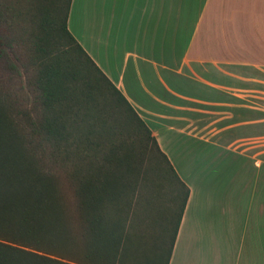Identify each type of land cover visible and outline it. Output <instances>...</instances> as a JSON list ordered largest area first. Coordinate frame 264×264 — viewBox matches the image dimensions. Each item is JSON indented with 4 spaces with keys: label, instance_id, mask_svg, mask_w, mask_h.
Wrapping results in <instances>:
<instances>
[{
    "label": "crops",
    "instance_id": "1",
    "mask_svg": "<svg viewBox=\"0 0 264 264\" xmlns=\"http://www.w3.org/2000/svg\"><path fill=\"white\" fill-rule=\"evenodd\" d=\"M67 30L188 190L168 264H264V0H71Z\"/></svg>",
    "mask_w": 264,
    "mask_h": 264
},
{
    "label": "trees",
    "instance_id": "2",
    "mask_svg": "<svg viewBox=\"0 0 264 264\" xmlns=\"http://www.w3.org/2000/svg\"><path fill=\"white\" fill-rule=\"evenodd\" d=\"M70 1L49 0L51 8H42L44 34L34 39L37 98L30 112L16 110L0 88V264H168L188 190L147 126L68 32ZM11 43L0 31V59L15 70L6 50L11 52ZM86 71L109 86L135 131L152 142L162 167L142 172L131 149L119 144L99 117L91 87L78 78ZM76 136L78 145L70 144ZM104 136L112 150L125 153L104 158L93 170L71 161L80 144L98 150ZM85 151L78 159L84 160ZM146 174L164 177L174 189L169 208L155 206L153 193L137 194L141 182L158 195L161 185L150 186L160 182L146 180ZM138 196L144 203L140 218L130 211Z\"/></svg>",
    "mask_w": 264,
    "mask_h": 264
},
{
    "label": "rangeland",
    "instance_id": "3",
    "mask_svg": "<svg viewBox=\"0 0 264 264\" xmlns=\"http://www.w3.org/2000/svg\"><path fill=\"white\" fill-rule=\"evenodd\" d=\"M63 2L64 0H62L61 3ZM51 6L49 0H0V31H3L6 36L13 39V43H11V52L9 49L6 50L9 53L8 60L16 65L15 70H10L4 60L0 59V88L7 102L12 103L17 108L16 110L28 113L36 103L37 92L33 83L35 80L34 73L37 67L38 55L35 53L34 39L44 34V30L41 29L42 19L44 17V14L41 15V11H43L42 8L50 9ZM59 18H61V16ZM78 67L79 65L75 63L74 68L78 69ZM78 78L80 81L86 82L87 86L91 87V94L94 96L93 104L99 110L100 119L103 118L106 122V126L114 130L112 134L116 136L118 140H121L119 144H122L124 148L127 147L131 149V153L135 158V163L142 167L141 171L147 170V173H151L152 169L156 168L157 165L161 166L159 164L160 157L156 154L157 152L154 150L152 142L149 141L147 136L142 132L138 130L135 131V123L132 124L129 122L128 114L115 100V95L109 86L99 81V79L89 71L83 72ZM255 79L264 81V76H256ZM34 115L35 113L31 114L32 117H34ZM261 129L262 127L255 126L252 132L260 133ZM75 138H77V136L74 138L71 137L68 140L69 143L78 145L75 144ZM106 139H108V136H104L99 140L96 139L102 145L98 150H94V147H91V149L85 151V145L80 144L75 155H71V161L84 170H93L96 168V166L93 165H98L104 158L108 159L113 156L116 158L125 153V149L121 147L112 150V148L109 147V142H105ZM84 151L86 154L84 160L87 161L85 162V166H83L84 160L78 159L79 154ZM95 151L100 152L97 158H94L92 155L96 153ZM105 155L107 157H104ZM109 165L111 164L108 162L107 166ZM145 179H153L160 182H156L154 185L150 186L151 181H146L149 186L153 188L161 185L158 195L155 196V188L151 192V190L143 188L141 182L136 185L137 194H141L140 191L143 189L145 193L144 196L149 198L151 193H153L152 198L155 206L156 204L159 206L160 202L161 204L163 203V207L169 208L171 198L174 195V189L166 182H163L165 178L160 176L159 179H154V176L152 178L150 174H146ZM143 204V198L140 199V196H138L130 209L133 214L136 211V216L138 218L145 216L144 212L139 211V205L143 206ZM178 208L179 207H177V211ZM162 218L163 221L168 219L164 209ZM172 225L174 226V223H172L171 220V226Z\"/></svg>",
    "mask_w": 264,
    "mask_h": 264
}]
</instances>
